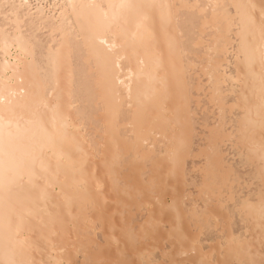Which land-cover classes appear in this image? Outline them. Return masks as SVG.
<instances>
[{
    "label": "bare ground",
    "instance_id": "1",
    "mask_svg": "<svg viewBox=\"0 0 264 264\" xmlns=\"http://www.w3.org/2000/svg\"><path fill=\"white\" fill-rule=\"evenodd\" d=\"M0 264H264V0H0Z\"/></svg>",
    "mask_w": 264,
    "mask_h": 264
},
{
    "label": "rangeland",
    "instance_id": "2",
    "mask_svg": "<svg viewBox=\"0 0 264 264\" xmlns=\"http://www.w3.org/2000/svg\"><path fill=\"white\" fill-rule=\"evenodd\" d=\"M88 107V104L86 101H79L76 104V108L80 109L82 112H84V110H86ZM84 119H86L87 122V129H86V135L89 138H92L95 134L94 127L93 124L94 122L98 121V119H100L101 117H97V116H90V114H88L87 112L84 114L83 116ZM96 140H98V138H96ZM120 200V198H118ZM116 201V199H115ZM115 201H112V203H110L107 207V213L109 216H111L118 224L120 223L119 219L121 218V213L123 211V207L121 205H118L117 203H115ZM130 213V212H129ZM133 216L135 218H137V220L139 222H141L143 220V214L138 213V212H132ZM129 216V215H128Z\"/></svg>",
    "mask_w": 264,
    "mask_h": 264
}]
</instances>
